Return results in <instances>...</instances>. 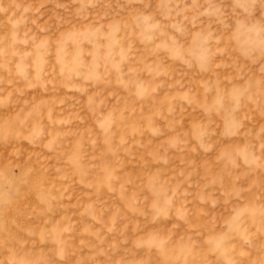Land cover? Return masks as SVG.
<instances>
[{
    "label": "rangeland",
    "instance_id": "374dc122",
    "mask_svg": "<svg viewBox=\"0 0 264 264\" xmlns=\"http://www.w3.org/2000/svg\"><path fill=\"white\" fill-rule=\"evenodd\" d=\"M0 264H264V0H0Z\"/></svg>",
    "mask_w": 264,
    "mask_h": 264
}]
</instances>
